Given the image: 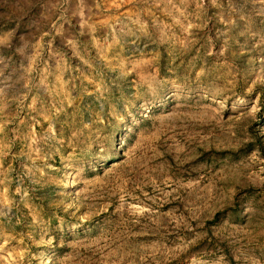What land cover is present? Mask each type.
Segmentation results:
<instances>
[{"label": "rangeland", "instance_id": "1", "mask_svg": "<svg viewBox=\"0 0 264 264\" xmlns=\"http://www.w3.org/2000/svg\"><path fill=\"white\" fill-rule=\"evenodd\" d=\"M181 258L264 264V0H0V264Z\"/></svg>", "mask_w": 264, "mask_h": 264}, {"label": "trees", "instance_id": "2", "mask_svg": "<svg viewBox=\"0 0 264 264\" xmlns=\"http://www.w3.org/2000/svg\"><path fill=\"white\" fill-rule=\"evenodd\" d=\"M246 146L248 147V148H251L252 146H255V144L253 143V142H251V141H249V142H247L246 143ZM256 147V146H255ZM114 157H110L109 159H107V163H109L110 161H112L111 159H113ZM183 260H182V258H181V260L180 259H178V260H174V261H172V262H168V263H163V264H183V262H182Z\"/></svg>", "mask_w": 264, "mask_h": 264}]
</instances>
